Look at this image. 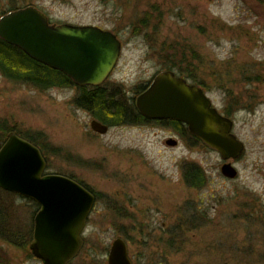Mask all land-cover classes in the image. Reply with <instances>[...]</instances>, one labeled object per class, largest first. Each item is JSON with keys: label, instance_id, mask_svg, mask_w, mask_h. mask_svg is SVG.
<instances>
[{"label": "rangeland", "instance_id": "rangeland-1", "mask_svg": "<svg viewBox=\"0 0 264 264\" xmlns=\"http://www.w3.org/2000/svg\"><path fill=\"white\" fill-rule=\"evenodd\" d=\"M25 6L52 23L115 34L121 51L104 82L121 86L131 102L175 56L245 146L229 160L236 177L227 178L216 151L168 126L114 125L100 134L75 105V87L41 90L0 73V143L9 131L33 138L47 173L97 194L71 264H107L116 237L133 264H264V0H0V16ZM189 164L202 168V187L186 183ZM36 209L0 189L1 225L18 238L0 237V264H42L28 246Z\"/></svg>", "mask_w": 264, "mask_h": 264}, {"label": "water", "instance_id": "water-1", "mask_svg": "<svg viewBox=\"0 0 264 264\" xmlns=\"http://www.w3.org/2000/svg\"><path fill=\"white\" fill-rule=\"evenodd\" d=\"M0 38L31 59L58 70L75 85L98 86L114 68L121 43L111 31L94 25L52 23L34 6L10 10L0 16ZM138 112L149 119L182 122L192 136L217 152L224 162L220 172L235 178L230 159L245 146L232 132L233 121L212 105L203 89L173 70L157 72L135 97ZM90 128L103 134L108 125L92 119ZM169 146L177 141L169 138ZM41 150L14 131L0 146V188L39 204L34 216L29 249L42 264H67L83 245L81 232L95 198L74 179L46 172ZM108 264H133L126 242L112 240Z\"/></svg>", "mask_w": 264, "mask_h": 264}, {"label": "trees", "instance_id": "trees-1", "mask_svg": "<svg viewBox=\"0 0 264 264\" xmlns=\"http://www.w3.org/2000/svg\"><path fill=\"white\" fill-rule=\"evenodd\" d=\"M16 8L18 7H14L10 10ZM165 60L167 63L165 70H173L177 75L191 78L193 84H196L199 87L202 85V82L196 80L194 77L184 75L185 72L180 69V62L175 59V56L167 55ZM0 73L10 81L24 83L41 90L49 88L75 87V105L87 110L94 119H97L108 126L141 124L150 121L138 112L135 106V101H128L121 86L116 85L109 88L106 82L98 86L75 85L73 81L62 72L31 59L22 50L6 43L1 38ZM146 86L147 84L137 86L135 88V94H139ZM226 116H228V114H226ZM156 123L168 126L182 135H187L191 142L200 141L189 134L187 127L180 121L163 119L156 121ZM1 130V135L5 137L6 130L3 128H1ZM22 137L37 145L42 154H44L43 147L39 146L33 138L27 136ZM183 174L186 183L191 187L199 188L205 184V174L202 168L196 164L185 166ZM2 220L3 216L0 211V237L15 243L18 239L15 232L9 227L1 225Z\"/></svg>", "mask_w": 264, "mask_h": 264}, {"label": "flooded vegetation", "instance_id": "flooded-vegetation-1", "mask_svg": "<svg viewBox=\"0 0 264 264\" xmlns=\"http://www.w3.org/2000/svg\"><path fill=\"white\" fill-rule=\"evenodd\" d=\"M186 80L189 82V83H191L187 78H186ZM137 96V95H136ZM135 96V97H136ZM134 101H135V99H134ZM148 120H150V121H146L145 123H156V121H160V120H163V119H149V118H147ZM166 120H169V119H166ZM161 124V123H160ZM76 181V180H75ZM76 182H78V181H76ZM79 184H81L82 186H84L89 192H91L93 195H94V198H95V201H94V204H93V206L95 205V203H96V201H97V194L93 191V190H91L88 186H86L85 184H83V183H81V182H78ZM0 189H2V188H0ZM2 190H4V189H2ZM4 191H6V190H4ZM6 192H8V191H6ZM35 205L37 206V209H36V211H35V213H34V216H35V214H36V212L38 211V209H39V204H37V203H35ZM92 209H93V207H92ZM92 209H91V211H92ZM91 211H90V213H91ZM90 213H89V215H90ZM89 215H88V217H87V219H86V222H87V220H88V218H89ZM34 216H33V225H34ZM86 224V223H85ZM85 227V226H84ZM84 229V228H83ZM32 231H33V227H32ZM82 233H83V230H82V232H81V238H82V240H83V245H82V247H81V249L79 250V252H78V254L81 252V250H82V248H83V246H84V238H83V236H82ZM31 239H32V232H31V237H30V241H29V244H30V242H31ZM29 246V245H28ZM109 250V249H108ZM108 253V252H107ZM78 254H77V256H78ZM76 256V257H77ZM107 256V255H106ZM75 257V258H76ZM75 258H73L71 261H69L67 264H71L73 261H74V259ZM107 258V257H106ZM108 264V263H107Z\"/></svg>", "mask_w": 264, "mask_h": 264}]
</instances>
